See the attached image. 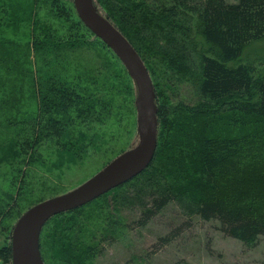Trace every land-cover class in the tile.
I'll list each match as a JSON object with an SVG mask.
<instances>
[{"label": "trees", "instance_id": "obj_1", "mask_svg": "<svg viewBox=\"0 0 264 264\" xmlns=\"http://www.w3.org/2000/svg\"><path fill=\"white\" fill-rule=\"evenodd\" d=\"M42 1L46 0L34 1L37 8L44 5ZM47 1H50L46 4L51 10H55L53 17L57 19V8L62 10L61 3L59 0ZM96 2L104 10L106 19L122 33L143 61L154 93L161 95L158 88L161 83L169 85L172 90L189 83L192 101L177 103L174 109L169 103H156L157 121L164 128L161 132L164 134L163 141L159 139L154 157L142 173L115 188L121 190L115 205L119 208L136 207L138 217L134 224L139 227L147 225L170 205H175L182 217L214 221L225 236L246 247L261 243L264 248V169L235 189L228 178H244L251 168L245 156L248 152L245 149L250 143L248 138L226 137L213 127V122L226 114L242 115L244 119L240 122L243 126L250 123L246 119L254 120L255 125H264V73L254 75L245 65L227 66L241 57L247 45L264 39V0ZM63 14L58 17L64 18L69 25H81L91 34L77 17V23L65 18V15L70 16V10ZM31 25L27 33L28 41L18 42L15 49L17 57L30 53L36 71L33 85L38 103H49V107L44 109L48 116L47 126L39 127L44 131L41 134L34 132L30 145L28 143V151L33 152L25 162L28 164L38 159L36 151L45 143L44 138L51 134L47 132L49 129L55 134H51L52 138L47 142L72 152L75 159L86 151L84 143L87 140L82 132L75 138L70 127L91 124L88 122L90 116L92 119L110 116L112 111L106 103H115L117 93L130 89V82L115 58L116 64L97 69L92 78L88 77L90 90L81 91L82 83L91 74L68 76L63 72L65 65L61 63L60 54L54 53L63 52L73 45L55 41L56 33L49 29L47 22L42 26L32 19ZM197 37L200 41H196ZM44 38H50L55 43L48 45L44 43ZM1 43L5 41L2 39ZM200 43L215 52L216 57L207 56ZM2 60L0 58V65H3ZM95 114L96 117H93ZM82 116L84 120H80ZM201 119L206 121V135L203 132L198 134L196 128L195 121ZM186 151L194 152L190 163L195 170L193 182L199 189L195 196L188 193L187 185H179L178 179L174 178L180 171L181 163L187 161L182 159ZM232 189L235 190L229 195ZM111 191L66 213L78 212L105 198ZM7 206L10 212V204ZM79 225L80 229L82 224ZM57 229V239L53 238L59 242L64 240V235L59 233L60 228ZM82 229L88 231L85 225ZM107 234H101L103 239L99 240L102 242H97L95 235L89 236L87 243L79 238L67 257L57 259V264H91L103 252L102 243L108 241L110 244L112 241L111 237L107 239ZM164 240L167 241V237ZM67 241L71 242L68 238ZM0 258L3 262H10V243L0 249ZM261 264H264V257Z\"/></svg>", "mask_w": 264, "mask_h": 264}, {"label": "rangeland", "instance_id": "obj_2", "mask_svg": "<svg viewBox=\"0 0 264 264\" xmlns=\"http://www.w3.org/2000/svg\"><path fill=\"white\" fill-rule=\"evenodd\" d=\"M34 1L0 0V58H3V65H0V249L8 243L11 246L13 227L29 208L70 192L138 143L135 109L137 90L121 61L101 40L91 32L87 33L81 25H69L64 18L58 17L70 10V16L65 15V18L77 23L73 0H59L62 10L57 8V19L53 17L55 10H51L49 4H46L50 1H42L44 5L41 4L39 8ZM96 1L94 0L96 9L105 17L104 10ZM32 19L42 26L47 22L49 29L56 33L55 41L73 45L63 52L54 53L60 54L61 63L65 65L63 72L68 76L88 72V75L91 74L82 83L81 91L90 90L88 77H93L97 69L116 64L115 58L119 60L130 82V89L117 93L115 103H106L112 111L110 116L101 119H92L90 116L88 122H92L91 124L70 127L75 138L82 132L86 134L87 140L84 143L86 151L75 159L72 152L47 142L52 138L51 134H55L49 129L47 132L51 134L44 138L45 143L36 151L38 159L28 164L25 162L33 152L28 149L34 132L41 134L44 131L39 127L47 126L48 116L44 109L49 107V103H38L33 85L35 68L30 53L17 57L15 49L18 42L28 41L27 33L32 26ZM2 39L5 45L1 43ZM44 39V43L48 45L55 43L50 38ZM196 41H200L198 37ZM200 45L207 56L216 57L208 46L205 47L202 43ZM238 65L247 66L254 75L264 73V39L247 45L239 59L227 64L229 67ZM158 88L161 95L154 93L157 105L169 103L174 109L177 103L192 102L189 83L173 90L169 85L161 83ZM243 119L240 114H226L213 122V127L219 129L222 135L248 138L250 143L249 148L245 149L248 150L245 156L248 157L246 163H251V168L246 171L244 178H228L235 189L242 186L244 180L256 177V173L264 169V125H255L254 120L246 119L250 123L243 126L240 122ZM80 120H84V116ZM195 122L198 134L203 132L206 135V121L201 119ZM162 129L164 130L163 125L157 121V146L159 139L162 142L164 138ZM193 157V151L184 152L182 159L187 161L181 163L180 171L177 170L179 172L174 178L178 179L179 185H187L188 193L195 196L199 189L193 182L195 170L193 163H190ZM235 189L228 194H232ZM120 191L114 189L105 198L98 199L78 212L62 213L55 219L51 218L42 229L39 240L43 263L57 264V259L67 257L79 238L85 239L87 243L89 236L95 235L96 241L102 242L99 240L103 239L101 234L107 233V239L111 237L112 241L110 244L108 241L102 243L103 252L91 264H261L263 261L264 248L261 243L246 247L221 233L214 221L182 217L175 205H170L147 225L139 227L134 224L138 217L136 207L119 208L115 205ZM7 204H10V212ZM4 212L6 213L3 214ZM80 223L82 226L79 229ZM84 225L88 228L87 232L82 229ZM57 228L64 235V240H60V243L55 237ZM166 237L167 241L164 240ZM0 264H11V260L3 262L0 258Z\"/></svg>", "mask_w": 264, "mask_h": 264}, {"label": "water", "instance_id": "obj_3", "mask_svg": "<svg viewBox=\"0 0 264 264\" xmlns=\"http://www.w3.org/2000/svg\"><path fill=\"white\" fill-rule=\"evenodd\" d=\"M73 2L81 23L117 56L135 83L138 143L75 189L39 202L24 212L12 230L11 264H44L39 240L45 224L51 218L91 203L138 176L151 163L157 147L155 94L143 61L122 33L100 14L94 0Z\"/></svg>", "mask_w": 264, "mask_h": 264}, {"label": "bare ground", "instance_id": "obj_4", "mask_svg": "<svg viewBox=\"0 0 264 264\" xmlns=\"http://www.w3.org/2000/svg\"><path fill=\"white\" fill-rule=\"evenodd\" d=\"M74 5V4H73Z\"/></svg>", "mask_w": 264, "mask_h": 264}]
</instances>
